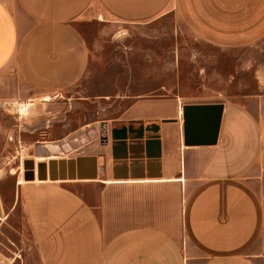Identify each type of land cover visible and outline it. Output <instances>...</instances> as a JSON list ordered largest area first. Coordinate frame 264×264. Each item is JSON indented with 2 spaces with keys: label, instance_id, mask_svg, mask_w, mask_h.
I'll list each match as a JSON object with an SVG mask.
<instances>
[{
  "label": "crops",
  "instance_id": "1",
  "mask_svg": "<svg viewBox=\"0 0 264 264\" xmlns=\"http://www.w3.org/2000/svg\"><path fill=\"white\" fill-rule=\"evenodd\" d=\"M167 15L220 49L264 36V0H0V102L48 104L78 84L90 61L84 24ZM164 91L135 97L83 154L97 157L96 180L20 177L10 202L1 197L0 227L24 245L23 264H264V96ZM187 106L222 108L214 143L205 125L219 111L200 126L185 121ZM147 127L131 172V132ZM123 161L126 174L115 170Z\"/></svg>",
  "mask_w": 264,
  "mask_h": 264
},
{
  "label": "rangeland",
  "instance_id": "2",
  "mask_svg": "<svg viewBox=\"0 0 264 264\" xmlns=\"http://www.w3.org/2000/svg\"><path fill=\"white\" fill-rule=\"evenodd\" d=\"M82 32L90 61L78 84L45 98L48 104L37 97L6 101L10 113L0 120V201L4 195L5 204L15 181L24 180L25 161L48 163L91 152L130 101L159 86L199 100L264 96V36L220 49L183 30L172 15L139 25L87 23ZM7 209H0V219ZM9 233L0 227V264H23L24 245Z\"/></svg>",
  "mask_w": 264,
  "mask_h": 264
},
{
  "label": "water",
  "instance_id": "3",
  "mask_svg": "<svg viewBox=\"0 0 264 264\" xmlns=\"http://www.w3.org/2000/svg\"><path fill=\"white\" fill-rule=\"evenodd\" d=\"M212 109H217L219 111L218 116L216 117L217 121L213 122V124L208 123L207 126L209 128L208 130H213L212 132V138H211V144L215 142L216 140V132L219 125V116L221 113L222 108L219 106L218 108H206L201 106H195V107H184L183 108V117L185 121H187V114L189 115V119L192 120L195 124H200L202 126V120H210L208 119L206 115H204V112H211ZM200 122V123H199ZM187 124H185L186 128ZM144 132H152L153 134L155 131L149 127H147L146 130L143 128H140L138 130H134L131 132L133 134V137L135 139L134 145H131L130 147V154L132 157L130 160H132V163L129 167V170L131 172H134L137 167V159H141L138 153V141L142 140V135ZM211 132V131H210ZM107 133V131H106ZM210 134V133H209ZM210 139V138H209ZM107 140V138L105 139ZM124 156L122 157V160H126L127 154L124 152ZM149 164V162H148ZM147 164V165H148ZM150 164L154 165L155 163L151 162ZM127 164L125 161L121 163V165H117L116 169L123 170V173L126 174L128 170H126ZM23 179L25 182H33L35 179H37L40 182L44 181H84V180H96L98 176L97 171V157L93 155H83L76 158H68L67 160L60 159V160H51V162H39L35 163L31 160L25 161L23 163Z\"/></svg>",
  "mask_w": 264,
  "mask_h": 264
},
{
  "label": "built area",
  "instance_id": "4",
  "mask_svg": "<svg viewBox=\"0 0 264 264\" xmlns=\"http://www.w3.org/2000/svg\"><path fill=\"white\" fill-rule=\"evenodd\" d=\"M4 113L5 114L10 113V104H8L7 102H0V120Z\"/></svg>",
  "mask_w": 264,
  "mask_h": 264
},
{
  "label": "bare ground",
  "instance_id": "5",
  "mask_svg": "<svg viewBox=\"0 0 264 264\" xmlns=\"http://www.w3.org/2000/svg\"><path fill=\"white\" fill-rule=\"evenodd\" d=\"M22 106V105H21Z\"/></svg>",
  "mask_w": 264,
  "mask_h": 264
}]
</instances>
